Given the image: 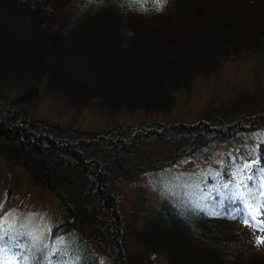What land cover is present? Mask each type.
Wrapping results in <instances>:
<instances>
[{
  "label": "trees",
  "instance_id": "1",
  "mask_svg": "<svg viewBox=\"0 0 264 264\" xmlns=\"http://www.w3.org/2000/svg\"><path fill=\"white\" fill-rule=\"evenodd\" d=\"M154 7L0 0V156L58 199L38 238L5 225L16 200L7 188L0 264H154L159 255L161 264H264L256 240L264 227L247 206L264 172V110L229 122H117L88 132L26 107L45 94L78 109L160 113L176 91L246 52L264 72V0H170L163 14ZM152 142L170 151L148 166L142 146ZM192 161L195 171L183 168ZM120 180L139 188L126 215Z\"/></svg>",
  "mask_w": 264,
  "mask_h": 264
},
{
  "label": "rangeland",
  "instance_id": "2",
  "mask_svg": "<svg viewBox=\"0 0 264 264\" xmlns=\"http://www.w3.org/2000/svg\"><path fill=\"white\" fill-rule=\"evenodd\" d=\"M255 60L254 53L246 52L234 60L223 62L211 75L198 77L187 91H176L172 108L160 113L135 110L110 114L105 111L106 109L100 110L94 106L78 109L63 99L49 97L45 94L37 96L38 99L32 102L34 106L27 102L26 105L30 104L26 107H30V112L34 117L48 119L88 132H100L117 122L126 124L164 120L168 123H197L208 119H214L216 123H219V119L223 120L222 122H229L239 118L242 113H255L264 110V72L256 66ZM42 86L43 83L38 84V88ZM15 94L16 91L12 92L11 96ZM241 101L242 106L234 109ZM18 104H20L19 101ZM167 145L161 142H152L142 146L143 160L148 165V162L154 157L169 152L170 148ZM184 167L194 169V171L197 169L196 163L193 161L183 164ZM246 172L251 175L249 165ZM263 173L256 176V180L261 186L260 194H255L256 204L249 203L247 205L250 210L249 214L258 221V224H263L262 227H264ZM117 184L125 193L119 202L120 213L126 215L134 193L139 188L137 184L134 185L131 181L126 180H120ZM12 186L15 191V193L12 191V194L16 195V197L12 196L16 199L15 208L12 211L14 215L7 220L8 224L5 222V225L23 227L25 230L28 228L38 238H46L47 223L55 212V207H58V199L50 191L35 186L24 166L16 165L14 167L11 163L4 162L0 156V207L4 203L7 188ZM247 194L240 193L243 201L248 199L245 197ZM257 237H264V231L256 234ZM165 261L164 257L159 255L154 257L153 262L161 264Z\"/></svg>",
  "mask_w": 264,
  "mask_h": 264
},
{
  "label": "clouds",
  "instance_id": "3",
  "mask_svg": "<svg viewBox=\"0 0 264 264\" xmlns=\"http://www.w3.org/2000/svg\"><path fill=\"white\" fill-rule=\"evenodd\" d=\"M170 0H155L154 10L157 13L163 14L166 8L169 6Z\"/></svg>",
  "mask_w": 264,
  "mask_h": 264
},
{
  "label": "snow or ice",
  "instance_id": "4",
  "mask_svg": "<svg viewBox=\"0 0 264 264\" xmlns=\"http://www.w3.org/2000/svg\"><path fill=\"white\" fill-rule=\"evenodd\" d=\"M251 167H255V165H251ZM238 214H243L242 211H238ZM251 219L250 215H246L244 217L245 223L247 224L249 220ZM258 244L264 243V237H257L256 238Z\"/></svg>",
  "mask_w": 264,
  "mask_h": 264
},
{
  "label": "bare ground",
  "instance_id": "5",
  "mask_svg": "<svg viewBox=\"0 0 264 264\" xmlns=\"http://www.w3.org/2000/svg\"><path fill=\"white\" fill-rule=\"evenodd\" d=\"M174 123H178V122H174ZM185 123V122H184ZM53 194V193H52ZM54 195V194H53ZM55 196V195H54Z\"/></svg>",
  "mask_w": 264,
  "mask_h": 264
}]
</instances>
